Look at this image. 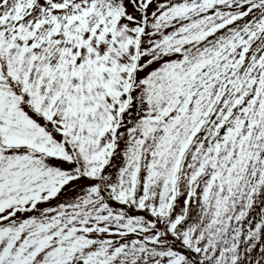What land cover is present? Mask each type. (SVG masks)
I'll return each instance as SVG.
<instances>
[{"label": "snow or ice", "instance_id": "snow-or-ice-1", "mask_svg": "<svg viewBox=\"0 0 264 264\" xmlns=\"http://www.w3.org/2000/svg\"><path fill=\"white\" fill-rule=\"evenodd\" d=\"M0 264H264V0H0Z\"/></svg>", "mask_w": 264, "mask_h": 264}]
</instances>
